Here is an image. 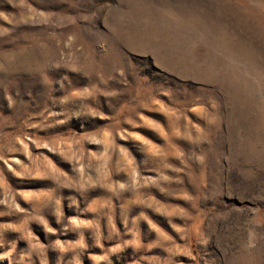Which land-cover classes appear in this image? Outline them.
Wrapping results in <instances>:
<instances>
[{"label":"rangeland","instance_id":"obj_1","mask_svg":"<svg viewBox=\"0 0 264 264\" xmlns=\"http://www.w3.org/2000/svg\"><path fill=\"white\" fill-rule=\"evenodd\" d=\"M0 264H264V0H0Z\"/></svg>","mask_w":264,"mask_h":264},{"label":"bare ground","instance_id":"obj_2","mask_svg":"<svg viewBox=\"0 0 264 264\" xmlns=\"http://www.w3.org/2000/svg\"><path fill=\"white\" fill-rule=\"evenodd\" d=\"M103 139V138H102Z\"/></svg>","mask_w":264,"mask_h":264}]
</instances>
